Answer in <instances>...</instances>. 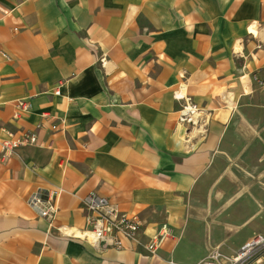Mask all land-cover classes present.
Masks as SVG:
<instances>
[{"label": "crops", "instance_id": "crops-1", "mask_svg": "<svg viewBox=\"0 0 264 264\" xmlns=\"http://www.w3.org/2000/svg\"><path fill=\"white\" fill-rule=\"evenodd\" d=\"M26 132L37 144L0 158V264L233 254L264 236V0H0V142ZM53 189L43 218L28 198ZM90 195L138 216L137 239L73 238Z\"/></svg>", "mask_w": 264, "mask_h": 264}, {"label": "built area", "instance_id": "built-area-1", "mask_svg": "<svg viewBox=\"0 0 264 264\" xmlns=\"http://www.w3.org/2000/svg\"><path fill=\"white\" fill-rule=\"evenodd\" d=\"M58 94L59 91L55 89L54 95ZM17 109L21 113L28 112L30 105L26 101H18ZM180 112L181 123L191 129L198 125L200 116L194 105H185ZM50 128L56 131L57 125L51 124ZM36 144L37 136L30 132L22 133L17 138L3 140L0 142V158L7 161L18 148ZM60 193V189H53L45 194L34 193L28 198L27 204L33 209H39V216L52 219L56 213L55 201ZM83 204L85 226L70 233L73 238L101 250H121L126 241L137 239L142 226L138 216L121 212L107 202L96 201L93 195L83 201ZM167 235V230L157 233L156 236L149 238L144 248L149 253L155 252ZM199 264H264V236L253 235L231 255H225L217 248H213Z\"/></svg>", "mask_w": 264, "mask_h": 264}, {"label": "rangeland", "instance_id": "rangeland-1", "mask_svg": "<svg viewBox=\"0 0 264 264\" xmlns=\"http://www.w3.org/2000/svg\"><path fill=\"white\" fill-rule=\"evenodd\" d=\"M250 119H251V122H255V117H254V116L251 117ZM254 134L256 135V133H254ZM239 162H240V161H239ZM223 165H224V163H222V162L219 164V170H221V169L223 168ZM241 166H242V168H243L242 170H245V169L247 168V167L245 166V164H242V163H241ZM233 167H234V170H236L237 172L240 171V168L238 167V165H237V166H236V165H233Z\"/></svg>", "mask_w": 264, "mask_h": 264}]
</instances>
